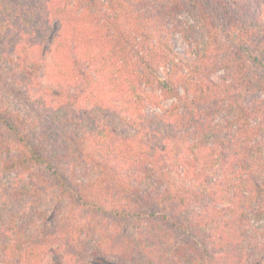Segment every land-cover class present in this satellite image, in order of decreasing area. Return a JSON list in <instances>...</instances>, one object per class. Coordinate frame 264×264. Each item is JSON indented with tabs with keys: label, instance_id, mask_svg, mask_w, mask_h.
<instances>
[{
	"label": "trees",
	"instance_id": "trees-1",
	"mask_svg": "<svg viewBox=\"0 0 264 264\" xmlns=\"http://www.w3.org/2000/svg\"><path fill=\"white\" fill-rule=\"evenodd\" d=\"M2 33L0 264H264V0H0Z\"/></svg>",
	"mask_w": 264,
	"mask_h": 264
},
{
	"label": "rangeland",
	"instance_id": "rangeland-1",
	"mask_svg": "<svg viewBox=\"0 0 264 264\" xmlns=\"http://www.w3.org/2000/svg\"><path fill=\"white\" fill-rule=\"evenodd\" d=\"M9 38L10 37L6 33H2L0 35V55H3L4 54V50H3L4 49L3 48L4 45L6 46L7 43H9V44L11 43L10 42L11 39H9ZM1 66H5V68H2ZM11 68H12L11 65L7 64V62L5 64V59H4V61H3V59H0V73H2V76L3 77H6L7 79H9V77H10L9 71L12 70ZM15 70H16V67L14 68V71ZM40 70L43 71V68L40 69ZM39 73H40V71H39ZM41 74L42 73L39 74L40 77H42ZM218 75H223V72H219ZM13 103H14L16 109H21L22 111H27L29 109V107L27 106L26 102L24 100H22V98H20V97L14 99L13 100ZM164 105L167 107V106L171 105V102H167ZM115 124L118 125V126L117 127H113V128L116 129V133H117L116 135L118 137L122 136L125 139H131V138L135 137L136 134H135L134 131H132V130L126 128V127H123V126L119 125L118 121H116ZM163 131H164V133H167L168 132L166 129H164ZM55 257L56 256L50 255L48 257L46 263L47 264H56Z\"/></svg>",
	"mask_w": 264,
	"mask_h": 264
}]
</instances>
